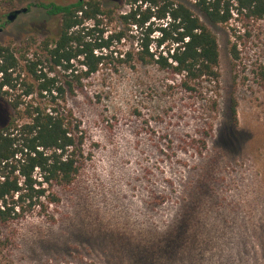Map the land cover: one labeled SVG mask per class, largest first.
I'll use <instances>...</instances> for the list:
<instances>
[{
    "label": "rangeland",
    "instance_id": "obj_1",
    "mask_svg": "<svg viewBox=\"0 0 264 264\" xmlns=\"http://www.w3.org/2000/svg\"><path fill=\"white\" fill-rule=\"evenodd\" d=\"M74 1L0 0V44L19 59L14 76L36 83L28 63L41 59L65 88L54 102L38 94L24 100L67 114L83 139L74 181L49 192L58 200L2 225L0 264L262 263L264 19L233 9L228 23L215 24L186 2L220 47L219 80L192 82L195 90L181 75L139 62L131 32L112 49L131 50L132 65L114 60L79 81L72 70H51L43 48L47 37L59 36L60 17L42 4ZM101 1L116 16L130 9L126 0ZM103 26L123 25L116 17ZM25 89L0 91V127Z\"/></svg>",
    "mask_w": 264,
    "mask_h": 264
},
{
    "label": "trees",
    "instance_id": "obj_2",
    "mask_svg": "<svg viewBox=\"0 0 264 264\" xmlns=\"http://www.w3.org/2000/svg\"><path fill=\"white\" fill-rule=\"evenodd\" d=\"M187 1H194L215 24L228 23L233 18V9L238 15L264 19V0H126L130 9L118 16L114 8H106L101 0L42 4L47 14L60 17L59 36L44 40L50 69L54 65L72 70L74 78L80 81L114 60L132 65L131 50L123 53L112 49L131 32L138 38L136 59L181 75L187 90H195L191 83L197 80L218 81V37ZM116 17L123 26L107 30L103 26L105 19L112 21ZM75 60L80 64L78 68ZM42 65L41 59L28 63L36 83L21 80L20 75L14 76L19 66L14 50L0 44V91L9 94L4 87L26 86L22 94L10 101L11 121L0 127V231L3 224L27 209L38 204L44 207L48 199L49 203L57 201L55 193L49 194L52 188L72 183L79 172L83 139L75 133L69 116L35 99L24 100L38 94L54 102L65 95L58 76L45 71ZM261 75L264 77V69ZM256 262L264 264V258L262 263L260 258Z\"/></svg>",
    "mask_w": 264,
    "mask_h": 264
},
{
    "label": "water",
    "instance_id": "obj_3",
    "mask_svg": "<svg viewBox=\"0 0 264 264\" xmlns=\"http://www.w3.org/2000/svg\"><path fill=\"white\" fill-rule=\"evenodd\" d=\"M26 11H27V8L17 9V10L12 11L8 15V20L13 21L19 14L24 13Z\"/></svg>",
    "mask_w": 264,
    "mask_h": 264
}]
</instances>
